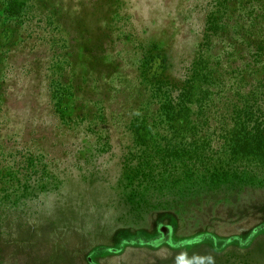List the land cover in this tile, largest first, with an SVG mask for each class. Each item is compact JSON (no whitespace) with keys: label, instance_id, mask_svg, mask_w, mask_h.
<instances>
[{"label":"rangeland","instance_id":"1","mask_svg":"<svg viewBox=\"0 0 264 264\" xmlns=\"http://www.w3.org/2000/svg\"><path fill=\"white\" fill-rule=\"evenodd\" d=\"M263 125L264 0H0V264H264Z\"/></svg>","mask_w":264,"mask_h":264},{"label":"trees","instance_id":"2","mask_svg":"<svg viewBox=\"0 0 264 264\" xmlns=\"http://www.w3.org/2000/svg\"><path fill=\"white\" fill-rule=\"evenodd\" d=\"M241 136H242V138L245 139V147L243 150H245L247 153L257 154V153L264 152V125L262 128L258 129V132H257L256 136H254V137H252L248 131L243 132ZM233 137L235 138V134ZM140 165H143V162L140 163ZM129 169H130V167H129ZM228 171H230V169ZM147 174H148V172L146 171V168L144 166H142L137 171L132 169V171L129 173V177H130L131 181L132 180H138V178H140L142 181L140 184H137V185L143 186V182H144L145 183L144 188L146 190L147 187L152 186V184H153L149 180L147 182L145 181V180H147L146 179ZM233 178H234V176H233V174H231L230 179L232 180ZM247 178H249V177H246L245 179H247ZM249 179H250V181H253V179H251V178H249ZM174 185H175V181L172 183V186H174ZM160 186H162V185H156L154 187V190H156V188H158ZM143 193L144 192H141V194L138 193L137 196L135 197L136 199L134 200V203H136L135 204L136 206L144 207V205L146 204V200L143 197L146 194L143 195ZM54 212H60V211L56 210ZM80 213H81V215H79V216H82L84 218H88V216H91L93 214H95V215L100 214L99 211H92V214H91L90 211H88V210L80 211ZM53 224H54V222H53ZM83 226H86V225L80 224L79 229H81Z\"/></svg>","mask_w":264,"mask_h":264}]
</instances>
